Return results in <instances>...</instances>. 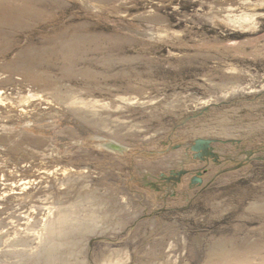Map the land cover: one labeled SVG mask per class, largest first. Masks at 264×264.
I'll use <instances>...</instances> for the list:
<instances>
[{
	"label": "rangeland",
	"instance_id": "1",
	"mask_svg": "<svg viewBox=\"0 0 264 264\" xmlns=\"http://www.w3.org/2000/svg\"><path fill=\"white\" fill-rule=\"evenodd\" d=\"M0 92V264H264V0H0Z\"/></svg>",
	"mask_w": 264,
	"mask_h": 264
},
{
	"label": "water",
	"instance_id": "2",
	"mask_svg": "<svg viewBox=\"0 0 264 264\" xmlns=\"http://www.w3.org/2000/svg\"><path fill=\"white\" fill-rule=\"evenodd\" d=\"M92 139L96 141V146L98 148L114 153V154L121 155L128 150L127 146L120 144L111 139L106 140L105 138L100 137V136H92ZM215 141L216 140L212 138L199 137L193 140V142L189 146V149L192 151V155L194 158H199L201 160L211 158L214 162H216L219 158V155L215 152V149L212 146V143H214ZM251 153L252 152H247V154H251ZM242 164L243 163H241L240 165ZM187 172L188 171L185 169H179L177 171H172L169 176H163L162 179L166 183H171L172 185H174L177 182H179L181 180V177L187 174ZM200 176H201L200 172L197 175L193 176L191 179V183L201 184L202 178ZM150 184L151 186H153L155 189L158 190L156 183L151 182Z\"/></svg>",
	"mask_w": 264,
	"mask_h": 264
},
{
	"label": "bare ground",
	"instance_id": "3",
	"mask_svg": "<svg viewBox=\"0 0 264 264\" xmlns=\"http://www.w3.org/2000/svg\"><path fill=\"white\" fill-rule=\"evenodd\" d=\"M18 11H22L23 9H24V7H17L16 8ZM12 18H14L13 16H12ZM74 48V46H72V47H70V49H73ZM1 93V92H0ZM2 100V98H1V96H0V101Z\"/></svg>",
	"mask_w": 264,
	"mask_h": 264
},
{
	"label": "flooded vegetation",
	"instance_id": "4",
	"mask_svg": "<svg viewBox=\"0 0 264 264\" xmlns=\"http://www.w3.org/2000/svg\"><path fill=\"white\" fill-rule=\"evenodd\" d=\"M165 182V181H164ZM158 190H159V188H158Z\"/></svg>",
	"mask_w": 264,
	"mask_h": 264
}]
</instances>
